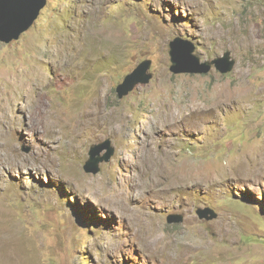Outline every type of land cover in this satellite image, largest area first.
I'll use <instances>...</instances> for the list:
<instances>
[{"label": "rangeland", "instance_id": "obj_1", "mask_svg": "<svg viewBox=\"0 0 264 264\" xmlns=\"http://www.w3.org/2000/svg\"><path fill=\"white\" fill-rule=\"evenodd\" d=\"M177 37L233 71L174 73ZM145 60L152 80L118 99ZM39 101L57 134L33 127ZM163 115L176 125L155 129ZM1 130L0 264H264V0H47L0 39Z\"/></svg>", "mask_w": 264, "mask_h": 264}, {"label": "water", "instance_id": "obj_2", "mask_svg": "<svg viewBox=\"0 0 264 264\" xmlns=\"http://www.w3.org/2000/svg\"><path fill=\"white\" fill-rule=\"evenodd\" d=\"M46 5L47 0H0V39L5 42L19 39L39 18ZM170 47L173 63L171 70L176 74L180 72L199 75L208 74L213 66L220 73L228 74L233 71L236 65V60L231 58L229 51L223 57L201 63L200 58L195 55L193 44L181 37L171 41ZM183 63H185L184 68ZM151 66V61L145 60L132 73L128 74L116 88L118 99L128 96L138 85L148 84L153 78V73L150 72ZM104 151L107 152L102 155ZM115 152L116 149L110 139L101 144L93 145L84 170L87 173L98 174L101 171L100 165L109 162ZM198 214L201 219L208 221L218 217L216 211L210 207L200 209ZM183 221L184 217L182 215L174 214L168 217V223L170 224H179Z\"/></svg>", "mask_w": 264, "mask_h": 264}, {"label": "bare ground", "instance_id": "obj_3", "mask_svg": "<svg viewBox=\"0 0 264 264\" xmlns=\"http://www.w3.org/2000/svg\"><path fill=\"white\" fill-rule=\"evenodd\" d=\"M37 83H38V81H37ZM41 84V83H40ZM38 107H39V109H38V111H37V115H36V119H34V122H33V127H35V129H37V130H41L42 128H46V130L47 131H52V133L55 135V134H57V132L59 131V125L60 124H62V123H64L65 124V122L64 121H61L62 120V115H56L55 114V112L53 111V110H51V109H49L48 108V106H47V103L46 102H41V101H39L38 102ZM99 108V107H98ZM87 113V112H86ZM109 115V114H108ZM87 116V115H86ZM99 117H100V115H99ZM103 118V117H102ZM112 118V117H111ZM107 119V118H106ZM114 119V118H113ZM116 119V118H115ZM109 120V118L107 119V121ZM117 120V119H116ZM115 120V121H116ZM118 120H119V118H118ZM117 120V121H118ZM176 121V120H175ZM175 121H171L170 119H169V116L168 115H163L162 117H160L159 119H157L156 120V122L154 121V123H155V125H154V128L155 129H157V130H160L161 128H165V127H167L168 126V124H169V126H172L173 124H174V122ZM5 122V124L7 125V127H8V129H10V125H11V123L12 122H14L13 121V118H8L7 119V121H4ZM126 123V122H125ZM111 124V123H110ZM114 124V123H113ZM175 125H176V122H175ZM168 126V127H169ZM117 127H118V125H117ZM112 128V127H111ZM168 129V128H167ZM171 130V129H170ZM176 130V129H175ZM4 131V130H3ZM42 131V130H41ZM40 131V132H41ZM161 131V130H160ZM164 131V130H163ZM36 133H37V131H35ZM152 132H153V130H152ZM1 134H2V130L0 131V136H1ZM40 134V133H39ZM42 134V133H41ZM43 136H44V134H42ZM154 135V134H153ZM34 136V135H33ZM47 136H48V134H47ZM50 136V135H49ZM48 136V138H50ZM156 136V135H155ZM154 137V136H153ZM153 137H150L149 138V140H150V142L148 143V144H150L151 145V151H150V153H152V154H154V152H156L155 150H154V143H155V138H153ZM44 138H47L46 137V135H45V137ZM157 139V138H156ZM49 140V139H48ZM47 140V141H48ZM2 143V142H1ZM43 143H44V141H43ZM47 143V142H46ZM49 143V142H48ZM146 146H144V148H145ZM156 147V146H155ZM143 148V149H144ZM149 149V148H148ZM158 149V148H157ZM154 150V151H153ZM153 151V152H152ZM164 151V150H163ZM166 151V150H165ZM145 152V151H144ZM148 152V151H147ZM149 153V152H148ZM12 154V153H11ZM151 154V155H152ZM7 155H9L10 156V154H7ZM6 155V156H7ZM155 155V154H154ZM157 155V154H156ZM4 158V154L2 153V146H1V144H0V160L1 159H3ZM10 160V159H9ZM162 160V159H161ZM11 163H12V166H14V168H22V167H24V168H26V167H28L29 165H30V163H28V162H24V161H22V162H19L17 159H14V160H11ZM158 163V162H157ZM163 163H165V161L163 162ZM10 164V163H9ZM161 165V164H160ZM164 165V164H163ZM178 172V171H177ZM162 173V172H161ZM188 179H190L191 181H192V183L194 184V185H198V181L197 180H195V179H193V177H188ZM177 181V180H176ZM175 184V183H174ZM190 184V183H189ZM177 185H178V183H177ZM168 186V185H167ZM179 186V185H178ZM153 187H155V186H153ZM175 187H176V185H175ZM200 187V186H199ZM157 188V187H156ZM177 188V187H176ZM170 192V191H169ZM148 220V219H147Z\"/></svg>", "mask_w": 264, "mask_h": 264}]
</instances>
